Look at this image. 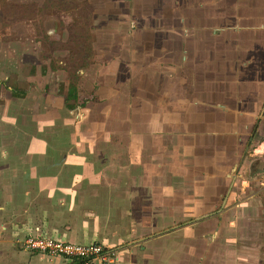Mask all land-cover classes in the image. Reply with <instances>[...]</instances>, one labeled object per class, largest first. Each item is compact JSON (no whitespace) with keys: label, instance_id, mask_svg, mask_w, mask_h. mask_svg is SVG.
<instances>
[{"label":"crops","instance_id":"1","mask_svg":"<svg viewBox=\"0 0 264 264\" xmlns=\"http://www.w3.org/2000/svg\"><path fill=\"white\" fill-rule=\"evenodd\" d=\"M211 1H92L95 11L126 15V31L139 27L141 38L126 45L154 49L135 61L140 76L122 70L128 82L113 88L122 104L102 97L92 105L123 129L106 131L102 153L88 130L76 125L71 136L60 124L53 129L36 119V106L20 103L35 88L19 77L21 41L4 38L14 29L0 6V264H76L27 249L24 239L35 227L61 240L106 245L117 259L102 264H264V222L257 219L264 218V0ZM151 15L158 22L144 27ZM216 15L221 26L211 29ZM197 21L203 30L189 34ZM153 64L161 69L154 82L146 69ZM76 95L84 101L79 89ZM185 139L192 147L179 150ZM116 144L123 148L119 167ZM179 155L202 160L187 169L204 178L203 193L184 205L217 210L180 218L178 190H166L163 176L164 158Z\"/></svg>","mask_w":264,"mask_h":264},{"label":"rangeland","instance_id":"2","mask_svg":"<svg viewBox=\"0 0 264 264\" xmlns=\"http://www.w3.org/2000/svg\"><path fill=\"white\" fill-rule=\"evenodd\" d=\"M92 1L97 0H1L2 5L0 6L5 13V18L9 20H5V25L12 22L14 29V34L10 31L5 32L4 38H19L21 41L19 57L16 60L18 63L14 64L15 66H21L19 77L26 83L25 87L33 86L35 88V92L27 94L25 97L24 95L27 92H23L25 88L20 85L18 92L24 93L20 96L23 99L20 103H25V106H31V104L36 106V119L39 122H51L53 129L55 123L60 124L66 134L68 133L71 136L73 129L74 131L77 129L76 125L82 131L88 130V135L98 137L96 147L99 146L100 153H102V150L107 146L103 138L106 131L108 129L114 130L116 135H121L120 131L123 129L118 126V123H114L112 118L108 120V114H105V120H103L100 112L94 109L96 106L93 108L92 105L101 101L100 98L102 97L112 106L122 104L123 96H118L113 90V88L120 90L128 82V76L126 81L123 80L126 73L124 74L122 70H130L131 68L132 73L140 76L141 72L136 74L139 72V66L135 68L138 64L135 61L138 59L146 61L144 55H149L147 50L151 51L153 48L126 45L127 42H130V39L141 38L139 33H134L137 31L136 28L139 27L135 26V28L126 31L124 22L126 15L123 13L119 15L117 12L111 15L109 10L102 9L95 11L99 7L97 5L94 7ZM211 2L218 3L219 0ZM108 6H111V4ZM120 7L123 8L122 4L119 5ZM134 17L139 19L138 16L133 15L132 18ZM145 17L147 20H142L144 27H150L154 20L157 23L159 18L155 15ZM219 17L220 15H216L217 20H213L211 29H215V27L218 29L221 26V21H218ZM198 22L188 24L189 28H194L189 30V34L191 31L194 33L203 30L201 27L205 24ZM163 24H166V22H163ZM115 25L116 29L113 30ZM138 25L143 26V23H138ZM211 25L208 26L207 24L205 27ZM131 26L133 25L130 24ZM189 48V46H185V50L190 51ZM181 49L184 50V48ZM125 51L127 58L124 59L121 54ZM182 51L180 55L184 57L186 54ZM152 54H154V49ZM163 55L168 56L166 57L168 62L171 60L170 54ZM159 65V68H163L161 62ZM149 66L146 67V69L149 68L147 75L152 74L154 71L158 73L161 70H155L157 67L155 64ZM7 69L9 70L7 73L10 74L12 69ZM7 73L5 71V74ZM28 76L31 78L27 81L26 77ZM79 78L82 80V85L77 82ZM153 78L154 75L152 74V77L148 79L154 82L155 79ZM138 79L139 77L136 80ZM77 89L80 90V96L84 98V101L76 99ZM112 114L115 115L113 111ZM65 123L71 127H64ZM151 128L154 131L158 127L154 125ZM182 138H186V136L182 135ZM151 144L154 145V141ZM164 147L165 151L166 149L169 152L171 151L172 146L166 145ZM185 147H192V144L187 142L186 139L177 146L179 150ZM122 149L116 144L117 167L123 166V160L120 157L123 156ZM95 151L97 152L96 149ZM72 152L76 153V151ZM92 155L94 154H90L88 158ZM148 159L149 169H147L149 172H153L152 168L156 166L155 158L149 157ZM99 160L103 162L104 158H91L94 163L99 162ZM199 162H202V160L187 159V157L181 155L177 158L165 157L163 160V166L166 167L163 173L165 189L167 190L169 187L170 189L174 188V192L178 190L175 193L179 197L180 207L178 211L180 218L201 217L219 208L211 206L209 207L211 209L205 210L204 207H196L195 212H193V206L184 205L187 202H193L191 195L199 196L200 193H203V176L196 175L194 177L192 172H188L187 169L188 167L194 168L195 163L199 165ZM149 175L151 182L154 184L153 174ZM191 177L195 180L194 182ZM198 200L196 199V202ZM259 211L263 215L264 207L259 208ZM257 219L264 222V218ZM262 227L264 228V223ZM262 227L260 225V228Z\"/></svg>","mask_w":264,"mask_h":264},{"label":"built area","instance_id":"3","mask_svg":"<svg viewBox=\"0 0 264 264\" xmlns=\"http://www.w3.org/2000/svg\"><path fill=\"white\" fill-rule=\"evenodd\" d=\"M24 246L49 257L60 256L76 264H102L117 259L116 252L100 242L74 243L61 240L35 227V232L24 239Z\"/></svg>","mask_w":264,"mask_h":264}]
</instances>
